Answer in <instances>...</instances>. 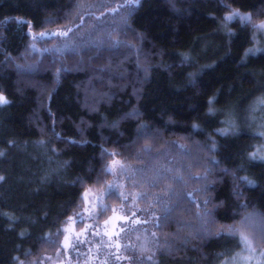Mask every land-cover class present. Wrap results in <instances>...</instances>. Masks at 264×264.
Returning <instances> with one entry per match:
<instances>
[{"label": "trees", "instance_id": "trees-1", "mask_svg": "<svg viewBox=\"0 0 264 264\" xmlns=\"http://www.w3.org/2000/svg\"><path fill=\"white\" fill-rule=\"evenodd\" d=\"M262 21L264 0H0V264H264L238 230L264 232Z\"/></svg>", "mask_w": 264, "mask_h": 264}, {"label": "rangeland", "instance_id": "rangeland-1", "mask_svg": "<svg viewBox=\"0 0 264 264\" xmlns=\"http://www.w3.org/2000/svg\"><path fill=\"white\" fill-rule=\"evenodd\" d=\"M245 17H248V16H245ZM261 24H264V21L256 23L255 27H257ZM260 31H262L264 33V30H260ZM88 201H90L91 203L96 201V196L91 194V196H89ZM247 222L252 223L256 229L247 226V224L243 221L242 224L238 227V230H240L241 232L242 231H249L253 234V236H259V237L263 238L264 232L261 231L262 226H261L260 218L258 216L256 217V215L254 214L253 218L248 219ZM262 253H264V251H262ZM260 257H261V254H256V255L249 256V259H251L253 261V264H257V263H259ZM261 259H262V257H261Z\"/></svg>", "mask_w": 264, "mask_h": 264}, {"label": "snow or ice", "instance_id": "snow-or-ice-1", "mask_svg": "<svg viewBox=\"0 0 264 264\" xmlns=\"http://www.w3.org/2000/svg\"><path fill=\"white\" fill-rule=\"evenodd\" d=\"M237 16H239V13L234 12V13H232V15L226 17V19H227V20H232L234 17H237ZM242 19H244V20H246V21H248V22L251 21V17H242ZM257 30H264V24H261V25L257 26ZM7 102H8V101H7L5 98L0 97V104H5V103H7ZM261 135H264V133H261ZM252 158H253V159H256V158H257V154L254 153ZM259 158H260V159H264V156H261V157H259ZM241 240H242L245 244H248V239H247V237L241 235Z\"/></svg>", "mask_w": 264, "mask_h": 264}]
</instances>
